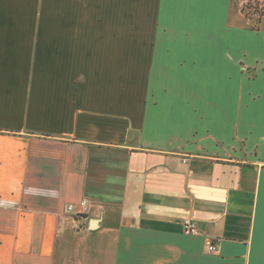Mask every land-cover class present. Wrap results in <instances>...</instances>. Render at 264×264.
Here are the masks:
<instances>
[{"label": "crops", "instance_id": "crops-1", "mask_svg": "<svg viewBox=\"0 0 264 264\" xmlns=\"http://www.w3.org/2000/svg\"><path fill=\"white\" fill-rule=\"evenodd\" d=\"M241 1L0 0V264H264Z\"/></svg>", "mask_w": 264, "mask_h": 264}, {"label": "built area", "instance_id": "built-area-1", "mask_svg": "<svg viewBox=\"0 0 264 264\" xmlns=\"http://www.w3.org/2000/svg\"><path fill=\"white\" fill-rule=\"evenodd\" d=\"M257 1L256 0H253V1L242 0L241 1V8L243 4L246 5L243 14L251 22H256L255 20H253V15L255 14L258 15V19H261L264 16V0H257ZM250 2H252L254 6H251ZM88 205L89 204L87 200H82L78 205L70 204L68 206V210L74 215L80 216L81 214L86 212ZM185 225L191 233H194V234L199 233V229L197 228V224L194 220L192 219L185 220ZM209 249L211 251H216L217 249L216 244L215 243L211 244L209 246Z\"/></svg>", "mask_w": 264, "mask_h": 264}, {"label": "trees", "instance_id": "trees-1", "mask_svg": "<svg viewBox=\"0 0 264 264\" xmlns=\"http://www.w3.org/2000/svg\"><path fill=\"white\" fill-rule=\"evenodd\" d=\"M249 1H253V0H249ZM256 1H257V0H256ZM257 2H258V1H257ZM250 4H251V6H254V5L252 4V2H250ZM245 6H246L245 4L242 5V8H241V9H242V12H244V10H245ZM259 20H260V19L257 20V23L254 22L255 27H257V24H258Z\"/></svg>", "mask_w": 264, "mask_h": 264}, {"label": "rangeland", "instance_id": "rangeland-1", "mask_svg": "<svg viewBox=\"0 0 264 264\" xmlns=\"http://www.w3.org/2000/svg\"><path fill=\"white\" fill-rule=\"evenodd\" d=\"M264 17V16H263ZM257 19H258V15H253V20H255L256 22L255 23H257ZM248 21H249V19H247ZM250 22V21H249Z\"/></svg>", "mask_w": 264, "mask_h": 264}]
</instances>
